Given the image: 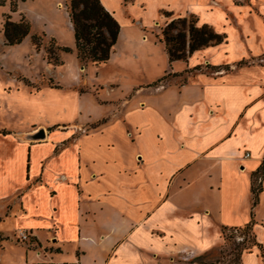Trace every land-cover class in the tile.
Masks as SVG:
<instances>
[{"label": "crops", "instance_id": "1", "mask_svg": "<svg viewBox=\"0 0 264 264\" xmlns=\"http://www.w3.org/2000/svg\"><path fill=\"white\" fill-rule=\"evenodd\" d=\"M100 2L120 26L105 62L118 81L87 78L93 65L81 73L63 5L74 38L58 44L74 49L63 55L77 60L75 82L29 88L43 104L25 101L19 123L0 128V264H200L222 229L246 225L256 241L241 264H264V0ZM149 4L159 14L150 24ZM164 12L225 38L171 62L152 29ZM33 32L16 45L37 49ZM84 82L85 92L69 89ZM55 94L74 99L72 113L52 109Z\"/></svg>", "mask_w": 264, "mask_h": 264}, {"label": "rangeland", "instance_id": "2", "mask_svg": "<svg viewBox=\"0 0 264 264\" xmlns=\"http://www.w3.org/2000/svg\"><path fill=\"white\" fill-rule=\"evenodd\" d=\"M11 1L17 4V12L15 14L11 12ZM57 1L58 0H47V1L27 0L26 2L24 1L25 3L23 2L21 11L19 10V4H20L19 0H6L5 4L3 5L0 4V76L1 77L3 76L4 78H8V82H11V84L5 86H2L1 84L2 88L0 89V96L3 98L5 102H7V106L3 109H0V128L15 126L16 124H18L19 121L16 113H18V111H23L20 107L23 106V103L25 101L31 102L36 100L37 96H32L29 99L28 96L29 88L31 91H36L37 87L40 86L55 87V86H60V84L66 88L75 82L73 79L75 76L74 72L78 67L75 56H68V58L65 59V63H64V55H63L64 51L58 50L55 45L56 43L58 44L59 42L71 43L73 41L74 38L73 31L72 28L69 26L68 23L69 18L66 15L67 5L69 4L70 0H63L62 4L60 3L59 6H57ZM63 5L66 11L63 9ZM145 12H146L145 16H142V18L144 21H147L149 24L152 23L157 16H159L158 12H156V6L154 4H149L148 6H146ZM6 13L14 15V17H12L13 20H18V19L20 20L22 16H25L31 22L32 27L38 31V32H33V34H37L41 37L40 49L44 48V51L43 50L38 51L37 49H35L30 39H28L27 41H25V43L21 45L6 46L4 44L3 41L4 37L2 34V27ZM165 16H166L165 14H161V17L156 19L153 23L152 29L154 32H156L158 37H161L162 30L172 19V16H170L169 18H166ZM187 18H188L187 31L190 37L191 34L190 27L192 22H195L196 18L194 16H189ZM41 31H45V32H41ZM50 32L57 34V36L55 35V37L58 42L56 41L55 44L51 36L46 35V34H50ZM173 32H176V30H173ZM148 33L149 36L151 37V40L149 43L147 42L145 43L148 45L147 48H153L154 43L157 40V36L156 34L151 33V31ZM150 33L153 34L154 36L152 35L153 36L152 37ZM188 42H189V38H188ZM135 44L141 45L143 44V42L136 41ZM58 45L61 46L60 44ZM158 45L159 44L157 43L156 46ZM48 48L51 49V53H52L51 57H55L54 62L52 63L48 62L49 60L47 55ZM146 51L148 50L146 49ZM61 62L63 63L62 65H60ZM79 64L81 67L80 71L82 74L85 73L86 67H88L89 65H93L89 67L86 76L89 79L98 78L99 83H101L102 85H109L115 83V81H118L119 79L116 77L117 66L113 62L109 64L105 63L104 65L96 66L99 64H95L90 60L81 61L79 59ZM10 74L11 76L7 77ZM23 74L30 78L25 77ZM39 78L41 83L32 81ZM22 80L24 81L28 80L27 82L30 81L31 83L29 82L30 84L29 87L25 86V83ZM164 81L166 80L164 79ZM20 83L22 84V87H19L20 85L18 84ZM161 83L162 82H157L154 86H158ZM11 86L13 89H10ZM87 87H91V86L84 82V85L82 83H78V85L71 88L69 87V89L74 88L79 92H85ZM108 88L111 90L110 87ZM67 97H68L67 94L63 96L61 95L58 96L55 94L52 98H49V99H53L52 109H54L55 111L57 110L62 111L63 107L67 106L69 112L72 113L73 109L75 108V102L74 99L68 100ZM35 102L37 105L43 104L41 100H36ZM99 122L101 123V121ZM94 126L95 125L92 124L91 128H94ZM77 129H79L78 133L85 132L84 128L82 129L78 127ZM39 139L40 138H36L32 140H39ZM258 176L259 174L257 175L256 178H254L255 186L257 185V180L259 178ZM1 205L2 204H0V213L2 210ZM232 229H222V235H221L222 239L220 243L218 244V246L214 248V250H212L209 253V255L197 259L200 264H241L242 253L244 252L245 249L251 246L256 241V239L252 230H244L243 228H240L239 232L235 233L233 232Z\"/></svg>", "mask_w": 264, "mask_h": 264}, {"label": "trees", "instance_id": "3", "mask_svg": "<svg viewBox=\"0 0 264 264\" xmlns=\"http://www.w3.org/2000/svg\"><path fill=\"white\" fill-rule=\"evenodd\" d=\"M6 0H0L5 4ZM17 11V4L11 1V12ZM70 21L73 24L75 36V50L81 61L90 60L95 64H102L109 60L112 49L118 40L120 26L114 17L102 6L100 0H70L67 5ZM169 16L168 12H164ZM196 18V17H195ZM197 23V19H195ZM192 22L190 37L188 35V18L180 17L170 21L162 30L161 41L165 42L170 61L185 60L190 52L205 46L221 43L225 35L219 34L207 25L198 26ZM176 30V32H173ZM2 32L5 44L8 46L20 44L31 32V23L25 17L18 21L12 15L5 14ZM189 38V42H188ZM33 42L38 50L41 46V37L32 35ZM54 44L56 40L52 38ZM58 50L73 52L71 47L59 46ZM48 62H54L51 49H47ZM57 61V59H56ZM58 65V64H56ZM261 169L260 171H262ZM259 171V172H260ZM244 230H251V225H246Z\"/></svg>", "mask_w": 264, "mask_h": 264}, {"label": "built area", "instance_id": "4", "mask_svg": "<svg viewBox=\"0 0 264 264\" xmlns=\"http://www.w3.org/2000/svg\"><path fill=\"white\" fill-rule=\"evenodd\" d=\"M246 154H247V156L250 155L249 152L246 153ZM258 177H259V178H258V180H257V185H256V187L258 188L257 190L260 189L261 184H262V178H261L262 176H261V174H260ZM233 231H234L235 233H238V232H239V229H234ZM20 238H21L23 241H30V240L32 239L31 234L28 233V232H22V233L20 234Z\"/></svg>", "mask_w": 264, "mask_h": 264}, {"label": "water", "instance_id": "5", "mask_svg": "<svg viewBox=\"0 0 264 264\" xmlns=\"http://www.w3.org/2000/svg\"><path fill=\"white\" fill-rule=\"evenodd\" d=\"M33 138H44L45 135H44V130L42 131H39L36 135H32Z\"/></svg>", "mask_w": 264, "mask_h": 264}]
</instances>
